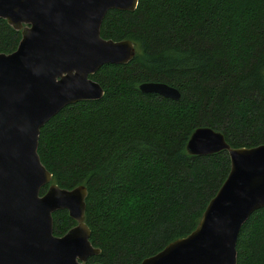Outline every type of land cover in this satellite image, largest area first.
<instances>
[{
    "label": "trees",
    "instance_id": "obj_1",
    "mask_svg": "<svg viewBox=\"0 0 264 264\" xmlns=\"http://www.w3.org/2000/svg\"><path fill=\"white\" fill-rule=\"evenodd\" d=\"M101 35L131 39L136 56L92 75L103 97L51 118L38 153L54 183L87 186L85 222L101 249L89 263L140 264L197 227L230 173L226 150L187 152L196 128L222 132L232 147L264 143V0H139L134 11L110 10ZM21 38L0 17V53ZM147 81L181 98L142 92ZM53 219L58 236L77 224L66 209ZM239 234L237 264H264V207Z\"/></svg>",
    "mask_w": 264,
    "mask_h": 264
},
{
    "label": "water",
    "instance_id": "obj_2",
    "mask_svg": "<svg viewBox=\"0 0 264 264\" xmlns=\"http://www.w3.org/2000/svg\"><path fill=\"white\" fill-rule=\"evenodd\" d=\"M139 0H0V17L22 38L0 53V264L89 263L101 252L85 222L87 186L53 182L38 153L41 128L63 108L96 100L104 89L91 76L104 64H127L137 53L131 39L101 35L112 9L134 11ZM142 92L179 100L180 90L160 81ZM191 155L228 151L230 173L206 207L197 227L140 264H237L242 226L264 207V143L232 147L209 126L191 134ZM48 185L45 193L41 190ZM68 210L77 222L54 233L53 213Z\"/></svg>",
    "mask_w": 264,
    "mask_h": 264
},
{
    "label": "bare ground",
    "instance_id": "obj_3",
    "mask_svg": "<svg viewBox=\"0 0 264 264\" xmlns=\"http://www.w3.org/2000/svg\"><path fill=\"white\" fill-rule=\"evenodd\" d=\"M240 235V234H239Z\"/></svg>",
    "mask_w": 264,
    "mask_h": 264
}]
</instances>
